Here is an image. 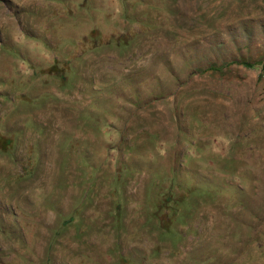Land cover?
<instances>
[{"label":"rangeland","instance_id":"374dc122","mask_svg":"<svg viewBox=\"0 0 264 264\" xmlns=\"http://www.w3.org/2000/svg\"><path fill=\"white\" fill-rule=\"evenodd\" d=\"M0 264H264V0H0Z\"/></svg>","mask_w":264,"mask_h":264},{"label":"trees","instance_id":"16d2710c","mask_svg":"<svg viewBox=\"0 0 264 264\" xmlns=\"http://www.w3.org/2000/svg\"><path fill=\"white\" fill-rule=\"evenodd\" d=\"M246 65H247V66H250V65H248L247 63H246Z\"/></svg>","mask_w":264,"mask_h":264}]
</instances>
